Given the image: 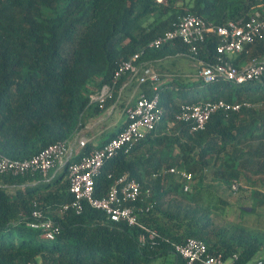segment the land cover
Here are the masks:
<instances>
[{
	"label": "trees",
	"instance_id": "obj_1",
	"mask_svg": "<svg viewBox=\"0 0 264 264\" xmlns=\"http://www.w3.org/2000/svg\"><path fill=\"white\" fill-rule=\"evenodd\" d=\"M254 13L264 19V0H0L1 155L22 161L66 140L81 128L87 110L104 113L125 84L140 88L135 97L156 93L162 111L155 129L131 151L107 161L93 180L96 198L106 196L123 175L140 185L143 195L134 205L143 212L134 226L112 222L87 204L80 214L59 213L70 200L65 172L52 179L50 173L0 174V264H185L174 245L189 239L202 241L210 255L232 264L254 259L264 264V163L256 159L264 155V85L222 79L205 83L199 76L194 82L165 84L158 74L154 91L148 83L129 82L126 75L113 80L118 65L137 53L148 66L168 53L195 61L181 42L148 47L183 15L223 25ZM217 41L206 36L198 58L215 62ZM262 57L264 36L236 59L225 60L240 69L239 61L247 65ZM105 85L112 96L101 108L89 103V96ZM216 100L247 106L216 112L197 132L174 121L182 104ZM90 151L86 145L71 161ZM170 168L191 175L188 192H183V181L163 173ZM207 179L249 190L250 211L239 210V223L215 221L216 204L224 202L217 198L214 205L200 196L202 189L212 188ZM34 209L58 227L53 240L28 226ZM249 216L252 225L243 221Z\"/></svg>",
	"mask_w": 264,
	"mask_h": 264
},
{
	"label": "built area",
	"instance_id": "obj_2",
	"mask_svg": "<svg viewBox=\"0 0 264 264\" xmlns=\"http://www.w3.org/2000/svg\"><path fill=\"white\" fill-rule=\"evenodd\" d=\"M209 35L216 36L218 40L217 58L213 63H206L198 58L199 46ZM263 36L264 19L258 13H254L246 20H230L223 25H214L201 17L187 14L179 17L171 30L157 37L148 47L158 48L167 44L173 45L175 42L186 45L188 54L198 63V75L205 83L222 79L233 85L251 81L264 85V61L251 60L246 66L238 69L225 60L226 55L241 54L247 45L262 39ZM140 56L141 53H137L121 62L113 74V80L126 75L129 82L134 80L137 85L148 83L156 91L159 75L146 63L140 62ZM111 96L112 89L105 85L96 94L89 96V103L101 108ZM158 104L159 98L156 93L150 98L139 93L124 110L123 128L101 146L92 148L88 155L80 156L77 161L71 159L88 143L85 135L79 130L66 140L52 144L37 155L22 161L11 160L0 154V174L17 177L39 173L46 177L50 172L55 174L65 172L70 200L58 209L59 213L72 210L75 214H80L87 204L102 210L112 222H124L128 226H134L138 223V213L143 212L134 205L143 195L140 185L128 175H123L110 187L106 196L96 198L93 180L107 161L120 152L131 151L155 129L162 115ZM242 106L247 104L227 103L223 100L182 104L174 121L187 123L190 132H197L205 128L206 123L216 112H236ZM163 173L173 174L183 181V192H188L192 182L189 173L173 168L164 170ZM148 209L149 207L144 211L147 212ZM31 219L28 226L40 231L46 240H53L59 232L58 227L50 219L44 218L37 209L31 212ZM154 236L155 233L150 232L148 240L153 241ZM139 241L143 244L145 238L140 237ZM174 252L184 259L185 264H232L229 260H223L220 255H210L206 245L196 239L174 245ZM246 264H261V261L254 259Z\"/></svg>",
	"mask_w": 264,
	"mask_h": 264
},
{
	"label": "crops",
	"instance_id": "obj_3",
	"mask_svg": "<svg viewBox=\"0 0 264 264\" xmlns=\"http://www.w3.org/2000/svg\"><path fill=\"white\" fill-rule=\"evenodd\" d=\"M239 55L228 54V59H236ZM264 61V57L261 58ZM245 60L238 63L239 67L246 65ZM149 66L162 76L161 82L168 84L175 80L184 79L194 82L198 77L199 65L187 56L182 54H170L161 58H154ZM140 91L135 84L124 85L118 90L115 103L100 115L93 114L92 109L87 110L81 120L82 126L79 129L88 140L87 146L90 149L97 148L105 143L110 137L117 133L125 124L124 110L129 102L135 97V92ZM96 94V93H94ZM80 151V150H79ZM50 172L49 179L58 175ZM48 179V180H49Z\"/></svg>",
	"mask_w": 264,
	"mask_h": 264
},
{
	"label": "rangeland",
	"instance_id": "obj_4",
	"mask_svg": "<svg viewBox=\"0 0 264 264\" xmlns=\"http://www.w3.org/2000/svg\"><path fill=\"white\" fill-rule=\"evenodd\" d=\"M261 148L264 154V142H262ZM256 159L259 161L258 164L264 163V155L256 157ZM204 182L209 184L210 182H213V184H211L212 188H209V190L202 189L200 191V196L208 198L210 202L212 201V204H216L217 198L224 202V204H216L217 210H215L214 213L215 221L218 224L227 226L239 223V210L251 206V193L249 190L245 189V187L239 186V183H233L230 189H228L225 185L218 184L216 181H208L207 179ZM240 188H243V190L241 191ZM255 197L259 198V196ZM248 210L250 211L249 208ZM243 219V221H247V225H252L254 217L249 216L244 217Z\"/></svg>",
	"mask_w": 264,
	"mask_h": 264
}]
</instances>
